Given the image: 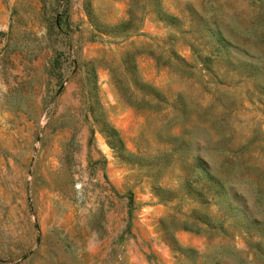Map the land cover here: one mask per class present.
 I'll list each match as a JSON object with an SVG mask.
<instances>
[{
	"label": "rangeland",
	"instance_id": "1",
	"mask_svg": "<svg viewBox=\"0 0 264 264\" xmlns=\"http://www.w3.org/2000/svg\"><path fill=\"white\" fill-rule=\"evenodd\" d=\"M129 1L0 0V264H264V0Z\"/></svg>",
	"mask_w": 264,
	"mask_h": 264
},
{
	"label": "trees",
	"instance_id": "2",
	"mask_svg": "<svg viewBox=\"0 0 264 264\" xmlns=\"http://www.w3.org/2000/svg\"><path fill=\"white\" fill-rule=\"evenodd\" d=\"M155 1V5L156 7L159 6V2L158 0H154ZM135 6V0H130L128 3V14H129V18L127 20L121 21L118 24L114 25V27L118 28V27H125V26H130L131 23H133V12H132V8ZM159 18H162L163 20H169L171 18L170 15L166 14L164 11L161 12V9L158 12ZM163 16V17H162ZM209 173V171H208ZM212 180L211 177H209V181Z\"/></svg>",
	"mask_w": 264,
	"mask_h": 264
}]
</instances>
